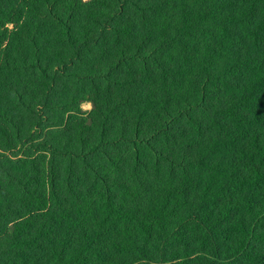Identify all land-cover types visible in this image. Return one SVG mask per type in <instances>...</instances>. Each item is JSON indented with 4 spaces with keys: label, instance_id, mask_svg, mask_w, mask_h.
I'll list each match as a JSON object with an SVG mask.
<instances>
[{
    "label": "trees",
    "instance_id": "trees-1",
    "mask_svg": "<svg viewBox=\"0 0 264 264\" xmlns=\"http://www.w3.org/2000/svg\"><path fill=\"white\" fill-rule=\"evenodd\" d=\"M0 264H264V0H0Z\"/></svg>",
    "mask_w": 264,
    "mask_h": 264
},
{
    "label": "rangeland",
    "instance_id": "rangeland-1",
    "mask_svg": "<svg viewBox=\"0 0 264 264\" xmlns=\"http://www.w3.org/2000/svg\"><path fill=\"white\" fill-rule=\"evenodd\" d=\"M81 108H82V110H84V111H89L90 108H91V106H90V104H88V103H83L82 106H81Z\"/></svg>",
    "mask_w": 264,
    "mask_h": 264
}]
</instances>
